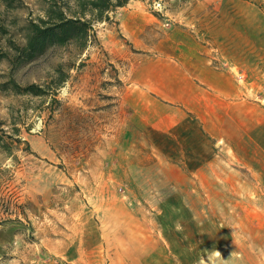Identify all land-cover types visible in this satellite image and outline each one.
Returning a JSON list of instances; mask_svg holds the SVG:
<instances>
[{
    "label": "rangeland",
    "instance_id": "374dc122",
    "mask_svg": "<svg viewBox=\"0 0 264 264\" xmlns=\"http://www.w3.org/2000/svg\"><path fill=\"white\" fill-rule=\"evenodd\" d=\"M12 1L0 11L8 36L22 43L23 26L43 15L45 0ZM207 10V38L234 31L249 44V62L234 70L240 79L246 68L251 108L234 123L242 134L250 121L252 139L250 156L240 137L217 142L206 133L207 159L198 163L152 145L146 104L133 92L170 74L143 61L152 53L142 49L149 29ZM140 21L146 30L133 41L127 29ZM95 28L96 42L83 50L50 46L13 72L19 86L37 84L43 95L0 86V136L9 150L0 147V264H264V147L257 145L264 139V0H129ZM229 52L204 54L208 65L226 68ZM8 71L0 61V85ZM149 82L160 92V83L170 85ZM205 103L197 111L208 112L190 114L191 122L213 133L227 127L228 114Z\"/></svg>",
    "mask_w": 264,
    "mask_h": 264
},
{
    "label": "crops",
    "instance_id": "0c3cea01",
    "mask_svg": "<svg viewBox=\"0 0 264 264\" xmlns=\"http://www.w3.org/2000/svg\"><path fill=\"white\" fill-rule=\"evenodd\" d=\"M206 1L199 0L202 3ZM191 12L193 11L178 13L174 16L177 24L160 27L159 31L152 27L146 34L150 43L142 49L150 50L152 53L147 54V58L143 61L149 66L170 67V74L166 73L167 77L160 79L158 75L148 76L149 80L148 83L146 82V86L150 92L145 90L133 92V94H137L133 98L137 99L136 103L139 106L146 104V111L143 115H146L149 141L151 140L152 145L157 148L162 147L167 155L172 156L179 153V158L183 157L185 161L202 163L207 159L205 155L208 153L206 133L211 138H215L217 142L238 136L245 146L248 142L249 154L247 155L251 156L252 125L250 121L247 123L244 121L242 134H237L234 123L236 114L246 118L251 108V103L246 100V91L248 90V84H246L248 78L244 71L246 68L244 66L240 72V79L234 70L235 66H243L249 62L251 56L250 53H246L249 44L246 45L245 41H236L234 31L231 36L229 32L226 35L222 33L219 40H210L207 36L212 32L208 28L211 25V17L205 16V14L213 11H204L201 16L195 18L190 15ZM196 13L198 12L196 11ZM133 15L136 18L141 17ZM222 17L224 16H218V19L224 24V27H228L230 21H225V19L229 16ZM156 23L155 20L149 22L150 25ZM131 26L130 29H127V33L133 41L138 40L139 35L143 34L147 27H144L141 21L138 22V25ZM208 50L231 51L224 62L226 68H219L216 64L208 65L209 56L204 54ZM236 50L244 51V53L236 54ZM241 80H244V86H241ZM149 81H154L156 84L166 81L170 85L160 83L164 90L160 92V87L155 85V90L152 89L153 84ZM196 82L206 84L207 88L197 85ZM242 98L244 101H241ZM205 99H209L210 104L212 102V106L217 107L215 109L217 113L228 114L227 127L216 129V133L191 122L190 114L200 111L208 112V110L197 111V107L203 109L206 104ZM260 127H264V122L260 123ZM257 145L263 149L264 139H260ZM245 154L246 152L242 155L244 162L250 161V157ZM172 158L175 157L170 159Z\"/></svg>",
    "mask_w": 264,
    "mask_h": 264
},
{
    "label": "trees",
    "instance_id": "16d2710c",
    "mask_svg": "<svg viewBox=\"0 0 264 264\" xmlns=\"http://www.w3.org/2000/svg\"><path fill=\"white\" fill-rule=\"evenodd\" d=\"M129 0H45L43 15L26 22L22 30L23 42H16L8 36L9 29L0 11V39L5 38L0 47V61H5L9 71L1 88L16 94L41 96L45 90L37 84L19 86L12 77L20 66L34 60L50 46L72 45L78 51L96 42L95 23L109 21L110 13L124 6ZM4 11L13 8L12 0H0ZM7 143L0 136V147Z\"/></svg>",
    "mask_w": 264,
    "mask_h": 264
},
{
    "label": "clouds",
    "instance_id": "9594fccd",
    "mask_svg": "<svg viewBox=\"0 0 264 264\" xmlns=\"http://www.w3.org/2000/svg\"><path fill=\"white\" fill-rule=\"evenodd\" d=\"M218 254V253H217Z\"/></svg>",
    "mask_w": 264,
    "mask_h": 264
}]
</instances>
